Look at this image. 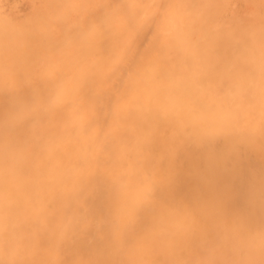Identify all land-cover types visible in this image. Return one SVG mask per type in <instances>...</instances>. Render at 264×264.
<instances>
[{
    "label": "bare ground",
    "instance_id": "1",
    "mask_svg": "<svg viewBox=\"0 0 264 264\" xmlns=\"http://www.w3.org/2000/svg\"><path fill=\"white\" fill-rule=\"evenodd\" d=\"M122 2L156 22L140 63L116 75L94 33L48 43L56 24L94 8L48 0L14 25L0 3V110L31 86L45 117L19 140L0 114V264L227 259L219 246L178 254L200 215L217 218L221 244L249 253L233 259L260 264L262 220L245 193L264 172V0ZM155 187L172 196L149 221L137 208Z\"/></svg>",
    "mask_w": 264,
    "mask_h": 264
},
{
    "label": "snow or ice",
    "instance_id": "2",
    "mask_svg": "<svg viewBox=\"0 0 264 264\" xmlns=\"http://www.w3.org/2000/svg\"><path fill=\"white\" fill-rule=\"evenodd\" d=\"M78 3L84 7H92V11L86 18L82 19L75 25H70L66 20L55 25L50 30L48 43L54 49L61 42L67 43L68 40L83 35L84 33H94L99 42V47L107 58V63L112 65L113 75L122 74L127 68L133 70L141 59L140 47L148 41L151 30L155 25L156 18L140 21L139 11L135 16L132 15L131 9L136 7L140 9L146 5L124 3L122 0H99L92 4L90 0H78ZM264 10V5H262ZM136 22L140 27L136 28ZM129 29L135 30V37L131 40L128 38ZM59 33V36H58ZM139 46V47H138ZM123 50V57L118 54ZM19 79H23L20 74ZM34 89L29 86L19 93H14L5 98L3 108L0 114L5 120V136H15L23 140L28 134L37 119L45 118L40 113H34ZM16 120L15 127H9L10 120ZM264 149V144L261 145ZM165 171V178L168 185H171V162L166 160L161 165ZM171 192L165 191L162 187H155L144 194L137 208V213L144 216L149 221L157 220L163 208L170 206ZM245 202L248 205L249 214L255 212L259 207V213L262 220L261 235L264 236V172L261 173L259 189L252 184L245 193ZM197 228L191 234L192 239L186 244L185 248L178 250V254L183 256L191 253L194 257H205L216 247L225 249L224 260L219 259H191V260H174L171 264H248L245 261H237L233 257L237 254L243 256L249 253L241 248L237 251L227 248L221 244L216 235L217 218L211 215H200L196 217ZM182 239H187L184 234ZM264 264V259L260 261Z\"/></svg>",
    "mask_w": 264,
    "mask_h": 264
},
{
    "label": "rangeland",
    "instance_id": "3",
    "mask_svg": "<svg viewBox=\"0 0 264 264\" xmlns=\"http://www.w3.org/2000/svg\"><path fill=\"white\" fill-rule=\"evenodd\" d=\"M48 1V0H47ZM46 0H0L3 13L9 17L8 19L14 22V25H24L33 20V13L41 7ZM38 8V9H37ZM5 16V15H4ZM11 22V23H12Z\"/></svg>",
    "mask_w": 264,
    "mask_h": 264
}]
</instances>
